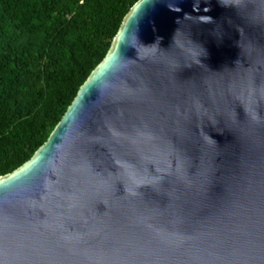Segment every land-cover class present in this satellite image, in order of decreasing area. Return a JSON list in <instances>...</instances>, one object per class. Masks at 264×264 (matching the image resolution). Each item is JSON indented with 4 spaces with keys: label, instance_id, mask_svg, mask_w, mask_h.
<instances>
[{
    "label": "water",
    "instance_id": "95a60500",
    "mask_svg": "<svg viewBox=\"0 0 264 264\" xmlns=\"http://www.w3.org/2000/svg\"><path fill=\"white\" fill-rule=\"evenodd\" d=\"M0 264H264V0H139L0 176Z\"/></svg>",
    "mask_w": 264,
    "mask_h": 264
},
{
    "label": "trees",
    "instance_id": "16d2710c",
    "mask_svg": "<svg viewBox=\"0 0 264 264\" xmlns=\"http://www.w3.org/2000/svg\"><path fill=\"white\" fill-rule=\"evenodd\" d=\"M137 0H0V175L42 146Z\"/></svg>",
    "mask_w": 264,
    "mask_h": 264
},
{
    "label": "clouds",
    "instance_id": "9594fccd",
    "mask_svg": "<svg viewBox=\"0 0 264 264\" xmlns=\"http://www.w3.org/2000/svg\"><path fill=\"white\" fill-rule=\"evenodd\" d=\"M138 1H139V0H137L136 2H134V4L130 7L129 11L132 9V7H133ZM127 14H128V13H127ZM125 17H126V16H125ZM124 19H125V18H124ZM119 29H120V28H119ZM118 31H119V30H118ZM117 33H118V32H117ZM116 35H117V34H116ZM116 35H115V36L113 37V39H112V43H111V45H110V48H111V46H112V44H113V41H114V38L116 37ZM110 48H109V50H110ZM108 52H109V51H108ZM104 58H105V57H104ZM104 58H103V60H104ZM103 60H102V61H103ZM102 61H101V62H102ZM101 62H100V63H101ZM100 63H99V64H100ZM99 64H98V65H99ZM96 68H97V67H96ZM96 68H95V69H96ZM95 69H94V70H95ZM94 70H93V71H94ZM93 71H92V72H93ZM92 72H91V74H92ZM91 74H90V75H91ZM90 75H89V77H90ZM89 77H88V78H89ZM88 78H87V79H88ZM87 79H86V81H87ZM86 81H85V82H86ZM85 82H84V83H85ZM84 83H83L82 85H84ZM82 85H81V87H82ZM81 87H80V88H81ZM79 90H80V89H79ZM78 92H79V91H78ZM77 94H78V93H77ZM76 96H77V95H76ZM74 99H75V98H74ZM70 105H71V104H70ZM70 105H69V106H70ZM66 111H67V110H66ZM64 114H65V113H64ZM58 123H59V122H58ZM55 127H56V126H55ZM53 130H54V129H53ZM52 132H53V131H52ZM40 147H41V146H40ZM36 152H37V151H36ZM36 152H35V153H36ZM27 161H28V160H27ZM22 165H23V164H22ZM22 165H21V166H22ZM18 168H19V167H18ZM15 170H16V169H15ZM12 172H13V171H12ZM9 173H11V172H9ZM7 174H8V173H7ZM3 175H5V174H3ZM0 176H1V175H0Z\"/></svg>",
    "mask_w": 264,
    "mask_h": 264
}]
</instances>
